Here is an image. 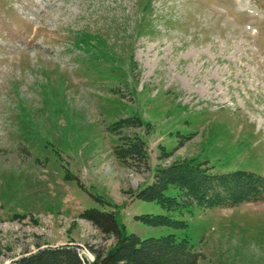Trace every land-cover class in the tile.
Returning <instances> with one entry per match:
<instances>
[{"label":"rangeland","instance_id":"obj_1","mask_svg":"<svg viewBox=\"0 0 264 264\" xmlns=\"http://www.w3.org/2000/svg\"><path fill=\"white\" fill-rule=\"evenodd\" d=\"M120 139L144 158L117 159ZM188 160L264 177V0H0V264L107 253L116 239L87 209L140 239H188L196 264H264V201L167 212L135 198Z\"/></svg>","mask_w":264,"mask_h":264},{"label":"trees","instance_id":"obj_2","mask_svg":"<svg viewBox=\"0 0 264 264\" xmlns=\"http://www.w3.org/2000/svg\"><path fill=\"white\" fill-rule=\"evenodd\" d=\"M128 121L121 120L114 123L113 133L120 135L119 132L128 127ZM137 143L138 140L127 144L120 139V148L114 151L117 159L126 162L131 156L144 158L145 153L141 147L143 143ZM191 163L188 160L169 168L158 169L154 175L155 181L140 190L135 198L156 202L167 212L173 211L175 206L187 208L194 204L197 207L210 209L264 201L263 177L244 171L213 174L208 172V169H201ZM170 187L179 190L178 196L165 194ZM182 198L187 200L186 204L179 202ZM81 217L93 223L103 233L114 235L116 239L114 247L107 253L91 250L94 254L91 262L81 260L75 248L62 247L38 250L12 264H196L197 255L194 254L186 238L178 241L173 234H169L159 238L140 239L135 234H127L111 213L95 209L84 210ZM135 219L151 227H177L183 224L163 215H142L136 216ZM182 226L185 227V224ZM167 254L181 259L152 261L155 257L160 258Z\"/></svg>","mask_w":264,"mask_h":264},{"label":"crops","instance_id":"obj_3","mask_svg":"<svg viewBox=\"0 0 264 264\" xmlns=\"http://www.w3.org/2000/svg\"><path fill=\"white\" fill-rule=\"evenodd\" d=\"M216 209V208H215ZM224 211V210H223Z\"/></svg>","mask_w":264,"mask_h":264}]
</instances>
